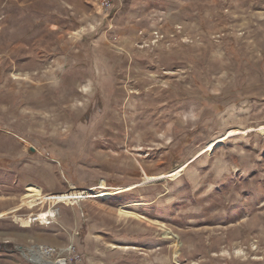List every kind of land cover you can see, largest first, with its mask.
<instances>
[{
	"label": "rangeland",
	"instance_id": "1",
	"mask_svg": "<svg viewBox=\"0 0 264 264\" xmlns=\"http://www.w3.org/2000/svg\"><path fill=\"white\" fill-rule=\"evenodd\" d=\"M110 2L0 0V264H264V0Z\"/></svg>",
	"mask_w": 264,
	"mask_h": 264
},
{
	"label": "bare ground",
	"instance_id": "2",
	"mask_svg": "<svg viewBox=\"0 0 264 264\" xmlns=\"http://www.w3.org/2000/svg\"><path fill=\"white\" fill-rule=\"evenodd\" d=\"M53 211H54V214L57 215V210L53 209ZM120 212H122V211L120 210ZM39 216L42 219L41 222H47L50 219V217L48 218L47 212H44V213L40 214ZM37 219H38V217L34 218L35 221H39ZM50 220H54V219H50ZM32 222H34V221H32ZM48 223L50 224L51 222H48ZM47 249H48V247L46 248V251H45V247H43V246L34 247L32 249V251H30V255H29L30 261H32L35 264H66V262L64 260L48 261V260L42 259V257L45 256V254L48 253Z\"/></svg>",
	"mask_w": 264,
	"mask_h": 264
},
{
	"label": "built area",
	"instance_id": "3",
	"mask_svg": "<svg viewBox=\"0 0 264 264\" xmlns=\"http://www.w3.org/2000/svg\"><path fill=\"white\" fill-rule=\"evenodd\" d=\"M96 8L98 9V11L105 13V14H109L111 13L113 10V6L110 2V0H96ZM48 255L52 252H54V250L52 248H48ZM46 251V248H45Z\"/></svg>",
	"mask_w": 264,
	"mask_h": 264
},
{
	"label": "crops",
	"instance_id": "4",
	"mask_svg": "<svg viewBox=\"0 0 264 264\" xmlns=\"http://www.w3.org/2000/svg\"><path fill=\"white\" fill-rule=\"evenodd\" d=\"M68 205V204H67ZM52 210L54 209V206L51 208Z\"/></svg>",
	"mask_w": 264,
	"mask_h": 264
}]
</instances>
